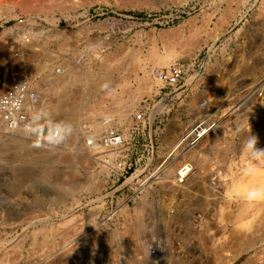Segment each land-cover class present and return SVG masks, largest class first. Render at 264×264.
Listing matches in <instances>:
<instances>
[{"label": "rangeland", "instance_id": "1", "mask_svg": "<svg viewBox=\"0 0 264 264\" xmlns=\"http://www.w3.org/2000/svg\"><path fill=\"white\" fill-rule=\"evenodd\" d=\"M7 26L56 72L74 61L92 73L68 90L91 102L75 138L43 120L60 130L56 157L21 156L0 141L8 156L0 160V264H143L134 250L142 240L158 248L144 264H264V204L236 218L243 191L264 183V156L243 148L255 136L264 149V0H0V32ZM64 40L69 45L61 47ZM27 53L0 50V92L30 72ZM175 62L186 68L184 84L168 97L171 88L150 71ZM144 109L145 123L166 125L165 132L180 123L181 130L148 143L143 126L131 129ZM198 120L215 122L211 142L182 141ZM107 129L126 140L119 154L135 162L144 155L126 178L88 142L95 134L100 145ZM180 162L194 169L187 186L166 182ZM235 224L244 234L233 240ZM62 237L70 238L67 249L42 261Z\"/></svg>", "mask_w": 264, "mask_h": 264}, {"label": "bare ground", "instance_id": "2", "mask_svg": "<svg viewBox=\"0 0 264 264\" xmlns=\"http://www.w3.org/2000/svg\"><path fill=\"white\" fill-rule=\"evenodd\" d=\"M41 1V0H40ZM8 3V1H7ZM23 4V3H22ZM236 5V4H235ZM27 6V5H26ZM27 8V7H26ZM225 9V8H224ZM227 11L230 9V5L226 7ZM236 9V7H235ZM25 10V9H24ZM32 10V9H30ZM263 10V9H262ZM261 10V11H262ZM9 11V10H8ZM23 11V10H22ZM41 11V10H40ZM235 11V10H234ZM260 11V10H259ZM241 12V11H240ZM5 13V12H4ZM234 14V13H233ZM240 14V13H239ZM261 15V14H260ZM226 16V14H225ZM240 18L242 14L239 15ZM14 17V16H13ZM237 19V18H236ZM247 27V26H246ZM59 30V29H58ZM21 34V33H20ZM19 34V35H20ZM26 34V33H25ZM59 35V34H58ZM22 37V36H21ZM193 40V39H192ZM37 41V40H36ZM37 45V44H36ZM61 47H65L68 44V41L64 40L61 42ZM43 46V45H42ZM45 46V45H44ZM168 46V45H167ZM22 48V49H29L31 50V53H27V56H31L32 62H33V67L30 70L29 77L33 81V85L35 88L38 90L41 100L39 102V105L37 106V111L36 112V117L40 119L41 121H52L53 123L57 124L60 126L62 131H66L67 136L69 138H75L76 136V131L77 127L81 124V121L85 118L83 117V108H85L88 103L86 100V95L83 92L80 91H74V92H69V88L72 86L73 83L76 81L82 80V81H87L91 77L92 71L89 69H81V64L74 62L68 65L67 67L63 68L64 70L62 72H56L53 70L51 64L47 61V59L43 58L41 55H35V50L37 49L35 47V44L33 43H28L26 39L19 38L17 35V30L12 29L10 26L5 27L1 32H0V50L1 49H6V48ZM51 51V50H50ZM59 51V50H58ZM46 52V51H44ZM26 54V52H25ZM48 54V53H47ZM168 54V53H167ZM24 55V54H23ZM170 55V54H169ZM105 61V60H104ZM168 62H166L167 64ZM110 64V63H109ZM254 64V63H252ZM106 66V65H105ZM112 66V65H111ZM249 66V65H248ZM88 67V66H87ZM115 67V66H114ZM250 67V66H249ZM106 68V67H105ZM252 68V67H251ZM249 69V68H248ZM42 71H48V73L44 76V79L42 80H37L36 81V76L41 73ZM109 71V70H108ZM246 71V70H245ZM91 72V73H90ZM107 73V69H106ZM248 74V73H247ZM149 76V75H148ZM98 77V76H97ZM108 79V78H107ZM91 81V80H90ZM101 82V81H100ZM127 82V81H126ZM79 83V82H78ZM85 83V82H84ZM96 83V82H95ZM107 83V82H106ZM105 84V83H104ZM113 84V83H112ZM109 85V84H105ZM79 86V85H78ZM112 86V85H111ZM81 88V87H80ZM110 86L108 87V89ZM142 88V87H141ZM148 88V87H147ZM99 89V88H98ZM146 89V88H145ZM105 90V89H104ZM138 90V89H137ZM83 91V90H82ZM108 92V91H107ZM114 93V92H113ZM91 96V95H90ZM88 99H90L88 97ZM240 102V101H239ZM89 103H91L89 101ZM239 104V103H238ZM236 106V105H235ZM129 109V108H128ZM234 111V110H233ZM231 112V111H230ZM230 112H227L229 114ZM90 114V113H89ZM89 117V115H87ZM108 122V121H107ZM199 122H196L193 124L192 128L198 127L199 129ZM97 124V122L95 123ZM55 126V125H54ZM81 126V125H80ZM94 126V125H93ZM104 126V125H103ZM56 127V126H55ZM97 127H99L97 125ZM59 129V128H58ZM60 131V130H59ZM92 131V130H90ZM62 134V133H61ZM211 133L205 130L199 129L198 136L193 139L192 142H195L197 140H201L200 138H208L209 140H212L209 138V135ZM214 135V134H213ZM64 136V135H62ZM91 139L88 140V142L91 144V147H100L101 145L98 144V140L94 142L95 139V134H88ZM66 137V136H65ZM217 137V136H215ZM58 139H52L50 141H44V142H37L33 139H31L26 130L18 129V130H5L3 127H0V141L3 143H11L17 146V152L21 156H28L29 158H37L39 161H46L50 158L56 157L59 152L61 146L58 143ZM95 139V140H93ZM68 140V139H67ZM66 141V140H65ZM211 142V141H210ZM209 142V143H210ZM182 144V143H181ZM208 144V143H207ZM13 145V146H14ZM176 145V144H175ZM90 147V148H91ZM191 147V146H190ZM6 148V147H5ZM14 148V147H13ZM76 148V147H75ZM180 148V147H179ZM178 150V146H173L168 155L173 156L175 155L176 151ZM3 151H7V149H3ZM101 151V150H100ZM0 151V160L1 159H8V156L5 157L2 155ZM103 152V151H102ZM14 154V153H13ZM18 154V153H17ZM6 155V154H5ZM86 155V154H85ZM20 156V157H21ZM178 156V155H177ZM17 157V156H16ZM11 158V157H9ZM58 158V157H57ZM68 159V158H67ZM175 159V158H174ZM179 159V158H178ZM12 161L14 159H11ZM24 160V159H23ZM22 160V161H23ZM51 161V160H50ZM78 161V160H77ZM177 161V162H176ZM175 164L178 163L179 160H176ZM9 162V160H8ZM17 162V161H16ZM38 162V161H37ZM183 162V161H181ZM180 165L178 164L177 167L173 165L171 169H168L166 177H169L170 179H167V183H175L177 186H187L188 182L186 183V179L190 176V173L192 172L193 166L190 164H185L181 163ZM9 165V163H8ZM248 165V164H247ZM6 166V165H5ZM13 166L10 165V167ZM245 166V165H244ZM254 167V166H253ZM201 169V168H200ZM258 169V168H257ZM13 170V169H12ZM198 170V169H196ZM176 171V172H175ZM203 171V170H202ZM208 172V171H207ZM252 172V171H251ZM254 173V172H253ZM250 175V174H249ZM251 176V175H250ZM264 176V175H263ZM209 179V178H208ZM246 179V178H245ZM245 179L243 180L245 182ZM252 180V178H251ZM65 181V180H64ZM70 181V180H69ZM235 181V180H234ZM183 182V184H181ZM237 183V182H236ZM242 183V181H241ZM248 183V182H246ZM191 184V183H190ZM234 184V182H233ZM244 184V183H242ZM230 187V186H229ZM242 187V186H241ZM240 187V188H241ZM146 188V187H145ZM181 188V187H180ZM228 188V187H227ZM239 188V186H237ZM190 189V188H189ZM228 190V189H227ZM231 190V189H230ZM239 190V189H238ZM196 192V191H195ZM234 192V190H233ZM239 192V191H238ZM258 192V194H256ZM260 192V193H259ZM264 183H261L260 187L257 185H254L250 187L249 189H245L243 193L241 194V202H240V207L236 213V218L239 217H245L246 214L250 213L252 208L256 206L259 203L264 204ZM224 193V192H223ZM240 194V193H239ZM238 195V193H237ZM207 199V198H206ZM237 199V198H236ZM205 201V200H204ZM147 205V204H146ZM252 206V207H251ZM264 207V206H263ZM260 208V207H259ZM263 209V208H262ZM208 210V209H207ZM260 210V209H259ZM138 211V210H137ZM235 211V210H233ZM230 212V213H233ZM251 214V213H250ZM224 215V214H223ZM223 217V216H222ZM218 218V217H217ZM216 218V219H217ZM222 219V218H221ZM224 219V217H223ZM222 219V221H223ZM232 219V218H231ZM216 221V220H215ZM256 221V220H255ZM205 222V221H204ZM235 222V221H234ZM242 222V221H241ZM251 222V221H250ZM213 223V222H212ZM210 224V223H209ZM215 224V223H214ZM248 224V223H247ZM261 224V223H260ZM216 225V224H215ZM250 225V223L248 224ZM204 226V225H203ZM235 227L230 231V235L233 238V240L237 239V236L240 237V235L243 233L239 228H241L240 224H235ZM253 226V225H252ZM62 227V226H61ZM67 228V227H66ZM34 229V228H33ZM42 229V228H41ZM48 229V228H47ZM205 229V228H204ZM203 229V230H204ZM208 229V228H207ZM246 229V228H245ZM263 229V228H262ZM35 230V229H34ZM33 233H36L34 232ZM98 230V229H97ZM69 231V230H68ZM254 231V230H253ZM141 232V231H140ZM138 233V232H137ZM207 233V232H206ZM38 234V233H37ZM95 234V233H94ZM211 234V233H210ZM244 234V233H243ZM253 234V233H252ZM203 235V234H202ZM212 235V234H211ZM246 235V234H245ZM248 235V234H247ZM257 235V234H255ZM65 236V235H64ZM135 236V235H134ZM209 236V235H208ZM249 236V235H248ZM251 236V234H250ZM261 236V235H260ZM37 237V236H36ZM247 237V236H246ZM255 237V236H253ZM40 238V237H39ZM67 238V237H66ZM63 238L60 242L59 240V246L56 249L55 252L52 253H47L42 256V261L48 262L51 260L54 256V254L58 251H60V254L63 252L62 249L66 248L69 244L68 238ZM77 238V237H76ZM203 238V237H202ZM60 239V238H59ZM79 239V238H78ZM70 240V238H69ZM206 240V239H205ZM255 240V239H254ZM35 241V240H34ZM72 242V241H71ZM70 242V243H71ZM36 243V242H35ZM204 244V243H203ZM207 244V242H206ZM213 244V243H212ZM247 244V243H246ZM2 245V244H1ZM11 245V244H9ZM15 245V244H14ZM133 245V244H132ZM205 245V244H204ZM53 247V246H51ZM154 247V248H153ZM53 249V248H52ZM51 249V250H52ZM65 249V250H66ZM64 250V252H65ZM139 257H141V262L146 263L148 262V259L150 256H156V253L158 251L157 246H152L149 248V242L141 241L137 244V246L134 249ZM133 250V251H134ZM164 250V249H163ZM50 251V250H49ZM131 252V251H130ZM72 254V253H71ZM57 256V255H56ZM4 257V256H3ZM65 259V258H64ZM155 259V258H154ZM6 262H4L5 264ZM51 261H49V264ZM134 263V262H133ZM139 264V263H137Z\"/></svg>", "mask_w": 264, "mask_h": 264}, {"label": "built area", "instance_id": "3", "mask_svg": "<svg viewBox=\"0 0 264 264\" xmlns=\"http://www.w3.org/2000/svg\"><path fill=\"white\" fill-rule=\"evenodd\" d=\"M150 72L154 78L171 88L170 92H174L183 86L186 68L184 64L175 62L168 68L153 67ZM259 93L262 94V92ZM40 100V94L33 85L29 74L19 76L5 91L0 92V127L5 130L24 129L28 136L37 142L59 138L60 131L57 127L36 117ZM146 110L134 114L131 125L133 132L141 130L146 122ZM198 121H201L199 122L201 130L210 132L215 127V122ZM192 126L183 136L182 141L195 144L197 141H192L198 136L199 129L198 127L192 128ZM100 141L101 148L105 150L102 154V161L110 166L112 172L118 177L125 178L130 172L132 174L136 162L119 154L126 143L123 134L116 129H107L103 132ZM111 153L118 154L113 156Z\"/></svg>", "mask_w": 264, "mask_h": 264}, {"label": "crops", "instance_id": "4", "mask_svg": "<svg viewBox=\"0 0 264 264\" xmlns=\"http://www.w3.org/2000/svg\"><path fill=\"white\" fill-rule=\"evenodd\" d=\"M166 93L169 94L168 97H171V93H172V92H166ZM166 93H165V94H166ZM181 94H182V92H178V93L176 92V93L173 94V95H174L173 98L180 97ZM164 113H166V110H163V109H159V110H158V114H159L160 116H161L162 114H164ZM166 128H167L166 125H165V127H164L163 129H161L159 125H155V126H154V124H152V123L148 120L147 123H144V124H143V128H142L143 133H144V138H145V140H146L148 143H149V142H152V141H153V137H154V135L160 134L162 137H163V136H167L168 134H165V133H167L168 131H170L171 134H172V131H173L175 134H177V133L181 130V128H182V124L177 123V124H175L174 127L170 128V130H168V131L165 132ZM142 159H144V155H142V157H138V158H136V163H137V165H139V164L142 163ZM155 164H156V163H152L153 166H154ZM152 165H151V166H152Z\"/></svg>", "mask_w": 264, "mask_h": 264}, {"label": "clouds", "instance_id": "5", "mask_svg": "<svg viewBox=\"0 0 264 264\" xmlns=\"http://www.w3.org/2000/svg\"><path fill=\"white\" fill-rule=\"evenodd\" d=\"M104 87H107V85H104ZM257 138L255 136H248L245 138V141L243 143V148L249 154L253 157H259V156H264V149L257 148Z\"/></svg>", "mask_w": 264, "mask_h": 264}]
</instances>
